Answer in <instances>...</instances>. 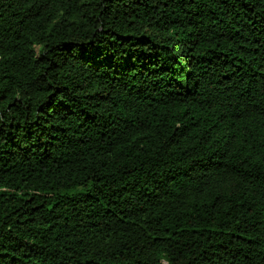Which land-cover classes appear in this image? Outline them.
<instances>
[{"label": "trees", "instance_id": "16d2710c", "mask_svg": "<svg viewBox=\"0 0 264 264\" xmlns=\"http://www.w3.org/2000/svg\"><path fill=\"white\" fill-rule=\"evenodd\" d=\"M0 264H264V0H0Z\"/></svg>", "mask_w": 264, "mask_h": 264}]
</instances>
